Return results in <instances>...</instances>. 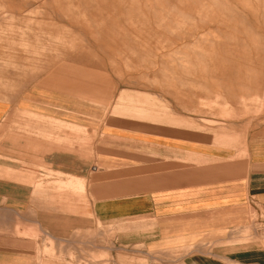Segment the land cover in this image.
<instances>
[{
  "label": "rangeland",
  "instance_id": "1",
  "mask_svg": "<svg viewBox=\"0 0 264 264\" xmlns=\"http://www.w3.org/2000/svg\"><path fill=\"white\" fill-rule=\"evenodd\" d=\"M18 30L26 43L38 42L37 52L17 44ZM197 52L201 66H193ZM6 60L14 61L0 64V77L10 89L23 77L32 83L52 74L63 91L72 90V119L85 126L74 127L73 145L78 154L88 145V165L79 166L85 175L139 181L154 167L202 182H239L237 203L224 208L100 220L92 197L87 202L62 183L52 188L63 174L42 165L34 183L42 222L21 229L10 222L4 230L11 252L35 260L12 264H40L47 255L58 264H264V202L256 200L264 195V83L225 81L227 66H260L264 74V0H0ZM148 136L196 152L150 144ZM246 179L252 195L245 198ZM9 217L18 214L0 213V224ZM39 224L54 235L43 237ZM150 227L152 241H139L152 237Z\"/></svg>",
  "mask_w": 264,
  "mask_h": 264
},
{
  "label": "crops",
  "instance_id": "2",
  "mask_svg": "<svg viewBox=\"0 0 264 264\" xmlns=\"http://www.w3.org/2000/svg\"><path fill=\"white\" fill-rule=\"evenodd\" d=\"M18 32L21 34L17 44L27 46V48L29 46V52H37V49L40 48L38 42L37 46L36 41H27L26 43V40L23 39L24 31L18 30ZM11 61L14 60H6L0 62V64L7 65L6 63ZM181 62L178 66H186V64L182 65ZM192 62L193 66H201L199 52L194 54ZM212 67L213 70H216V66ZM227 67H229L227 68L229 74L226 75L225 79L227 82L255 81L259 83L258 81H260L264 83V74L259 69L260 66ZM251 71L254 73H250ZM3 80V75H1L0 213H17L18 218L9 217L5 219L7 224H0V228L3 227V254H0L2 255L0 264H3V262L12 264L15 261L26 263L35 260L31 257V254L21 251L11 252L10 246L13 244L10 240L11 235L7 234L6 236L9 237H4V230L12 228L10 222H19L18 229L22 228V224L28 226L31 223L42 222V218L36 216L41 214L43 202L41 195L37 194L36 185H34L38 182L40 177L38 174L41 173L40 166L42 165L63 174L62 177L53 179L52 188L60 189L56 187V183H62L72 189L75 188V191L81 193L82 198L84 195L87 202L89 197H92L91 213L100 220H134L138 219L137 217H144L146 220L152 217L163 219L172 215L195 214L201 210L224 208L237 203L233 191H235L234 185L239 182L236 183L232 180H217L214 178L202 182V180L195 179V176L186 179L183 175L178 174V171L174 175H164L167 171L156 170L154 167L145 169L144 180L139 181L136 178L107 177V179H103L100 175L97 178H91L89 174L85 175L83 169L79 166L88 165V158L85 157L88 156L86 154L88 145L82 143L79 154L73 145L74 136L72 132H74V127L85 126L72 119V90L65 88L68 91H63V88L53 80L52 74L50 76L40 75L32 83H29L23 77L13 89H10L8 81L4 84ZM173 80L183 83L177 76L172 77ZM215 80L217 82L216 78ZM28 83L29 85H27ZM12 109L15 110L13 116L5 123V116ZM110 132L111 134H113L112 132H119L115 134L119 137L125 134V132L116 130ZM154 139H158V141ZM145 140H148L150 144L173 148L181 153H183V149L195 151L194 147L179 141L177 143L163 142L161 141L162 138L154 136L145 137ZM100 153L106 154V151ZM158 171L160 173H154ZM91 181L94 182L93 185H90ZM245 182L247 188L244 187L240 194L246 198L252 193L248 188L249 179H246ZM256 198L258 202H264L262 199L264 195H258ZM165 227L167 229L164 222L160 229H165ZM28 228H31V226H28ZM38 228H41L43 237L54 235L51 231L43 229L40 224ZM135 228L138 229L139 227ZM152 228L150 227V229ZM152 231L153 229L150 233L152 237L146 238L145 234L139 241L151 242L153 239ZM160 238H164V235ZM161 243L160 241L158 245H161ZM163 248L166 250L167 247H154L152 249L164 251ZM48 253H51V251ZM38 259L40 264L59 263L56 262L57 259L53 260L50 255L38 257Z\"/></svg>",
  "mask_w": 264,
  "mask_h": 264
}]
</instances>
